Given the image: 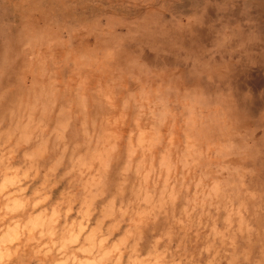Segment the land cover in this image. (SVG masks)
I'll return each mask as SVG.
<instances>
[{"label": "clouds", "instance_id": "9594fccd", "mask_svg": "<svg viewBox=\"0 0 264 264\" xmlns=\"http://www.w3.org/2000/svg\"><path fill=\"white\" fill-rule=\"evenodd\" d=\"M0 264H264V0H0Z\"/></svg>", "mask_w": 264, "mask_h": 264}]
</instances>
